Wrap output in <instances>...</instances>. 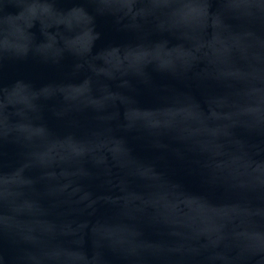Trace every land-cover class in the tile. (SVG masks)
<instances>
[{
	"label": "water",
	"instance_id": "obj_1",
	"mask_svg": "<svg viewBox=\"0 0 264 264\" xmlns=\"http://www.w3.org/2000/svg\"><path fill=\"white\" fill-rule=\"evenodd\" d=\"M0 264H264V0H0Z\"/></svg>",
	"mask_w": 264,
	"mask_h": 264
}]
</instances>
